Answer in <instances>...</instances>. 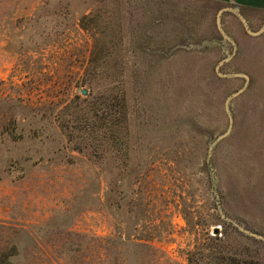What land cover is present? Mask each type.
<instances>
[{
	"label": "rangeland",
	"instance_id": "1",
	"mask_svg": "<svg viewBox=\"0 0 264 264\" xmlns=\"http://www.w3.org/2000/svg\"><path fill=\"white\" fill-rule=\"evenodd\" d=\"M101 70L95 94L127 95L122 152L95 143ZM223 245L264 264V0H0V264Z\"/></svg>",
	"mask_w": 264,
	"mask_h": 264
},
{
	"label": "trees",
	"instance_id": "2",
	"mask_svg": "<svg viewBox=\"0 0 264 264\" xmlns=\"http://www.w3.org/2000/svg\"><path fill=\"white\" fill-rule=\"evenodd\" d=\"M98 70V69H97ZM97 72V73H96ZM95 73L91 72L88 73V76L91 78L89 79V96H92V100H89L90 109H93V118L94 121L92 122L94 132L97 130H102L104 134L102 135V140L99 139L97 136L95 137V143L97 146H111L112 150L115 152H122L124 151V144L127 134L129 132V105L128 99L125 91L122 90V96L120 98H113L107 95L106 92L99 93V95L95 94L97 84L93 83V81L98 78L99 76H105L106 78H111L115 76V71L106 73V71H96ZM86 80V84H87ZM87 97V98H88ZM77 100L81 99L80 95L76 96ZM77 102V101H76ZM75 102V103H76ZM86 102V101H83ZM77 121L84 122V119L80 117L76 118ZM215 242H218L219 239H214ZM222 241V240H221ZM219 243V242H218ZM221 249V250H220ZM217 248L216 252L218 254L219 262L210 261V264H238L236 260L228 257V251L226 247L223 245V248ZM213 252V251H212ZM211 252V253H212Z\"/></svg>",
	"mask_w": 264,
	"mask_h": 264
},
{
	"label": "water",
	"instance_id": "3",
	"mask_svg": "<svg viewBox=\"0 0 264 264\" xmlns=\"http://www.w3.org/2000/svg\"><path fill=\"white\" fill-rule=\"evenodd\" d=\"M223 10H225V9H223ZM246 28H247V26H246ZM82 93H83V95H88V91L87 90L82 91Z\"/></svg>",
	"mask_w": 264,
	"mask_h": 264
}]
</instances>
